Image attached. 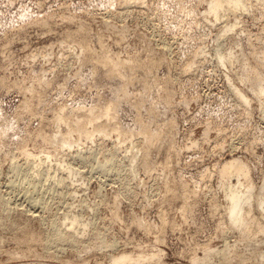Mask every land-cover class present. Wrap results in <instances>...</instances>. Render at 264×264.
Returning a JSON list of instances; mask_svg holds the SVG:
<instances>
[{"label": "rangeland", "instance_id": "rangeland-1", "mask_svg": "<svg viewBox=\"0 0 264 264\" xmlns=\"http://www.w3.org/2000/svg\"><path fill=\"white\" fill-rule=\"evenodd\" d=\"M208 2L0 0V216L9 209L0 217V264H107L122 252L155 256L143 264H264L256 198L249 233L241 234L228 219L218 173L230 158L242 160L258 194L264 97L255 90L264 88V0H244L243 9L226 7L217 18L207 14ZM106 51L119 76L100 64L111 63ZM110 103L115 118L100 117ZM61 115L67 123L58 122ZM77 123L112 133L97 132L93 141L73 131L72 148H60ZM50 135L55 146L44 141ZM98 156L114 158L101 171ZM7 218L17 226L8 228ZM55 229L74 233L78 245L54 241Z\"/></svg>", "mask_w": 264, "mask_h": 264}, {"label": "bare ground", "instance_id": "bare-ground-1", "mask_svg": "<svg viewBox=\"0 0 264 264\" xmlns=\"http://www.w3.org/2000/svg\"><path fill=\"white\" fill-rule=\"evenodd\" d=\"M131 1H134V0H131ZM136 2V1H135ZM137 2H138V0H137ZM226 7H228V8H230V10L232 9V10H234V11H236V10H238V9H243L244 7H245V3H244V0H209V2H208V7H207V14H210V15H212V16H214V18H217L218 17V15H219V13H220V11L221 10H225L226 9ZM231 10V11H232ZM228 26V25H227ZM234 27H236L235 26V24H233V25H231V26H229L228 28H225L224 30H223V32H227V31H230L232 28H234ZM80 39H82V38H80ZM76 40V39H75ZM74 40V41H75ZM85 41V40H84ZM77 42V41H76ZM78 42H80V40H78ZM73 43H75V42H72V44ZM83 43V42H82ZM86 43V42H85ZM101 43V42H100ZM77 44V43H76ZM102 44V43H101ZM74 45V44H73ZM77 45H79V43L77 44ZM83 46V44H80V46ZM87 45H89V43L87 44ZM84 46H85V44H84ZM101 46V45H100ZM79 47V46H78ZM89 47V46H88ZM73 48V47H72ZM84 48V47H83ZM82 48V49H83ZM99 48H101V47H99ZM98 48V50H100ZM102 48H103V46H102ZM87 49H89V48H87ZM96 49V48H95ZM83 50H85V49H83ZM90 50H92V48L90 49ZM97 50V51H98ZM81 51V50H80ZM94 51V50H93ZM96 51V50H95ZM96 51V52H97ZM105 51V50H104ZM104 51H102V52H104ZM84 52V51H83ZM83 52H81V54L83 53ZM86 52H88L87 50H86ZM85 52V53H86ZM101 52V53H102ZM89 53H90V51H89ZM91 53H92V51H91ZM95 53V52H94ZM100 53V51H99V53H97V54H101ZM61 54H64V53H61ZM67 54V56H69V54L68 53H65V55ZM103 54V53H102ZM108 54L109 53H107V51H106V55H105V53H104V57H108ZM46 55H47V53H46ZM65 55H63V56H65ZM71 55V54H70ZM84 55H87V53L86 54H84L83 53V57H84ZM93 56L95 55L96 56V53L95 54H92ZM110 55V54H109ZM66 56V57H67ZM88 56H89V54H88ZM87 56V57H88ZM92 56V57H93ZM103 56V55H102ZM153 55H151V57H152ZM224 56V55H223ZM70 57V56H69ZM86 57V56H85ZM89 57H91V56H89ZM98 56H96V57H94V58H97ZM116 57H117V55H116ZM61 57H59V59H60ZM63 58H65V57H63ZM62 58V59H63ZM101 58V57H100ZM109 59H110V56L108 57ZM112 58V57H111ZM118 58V57H117ZM154 58V57H153ZM226 57H220V59L224 62V60L225 61H227L226 59H225ZM70 59H71V57H70ZM81 59V58H80ZM98 59V58H97ZM113 59V58H112ZM119 59H121L120 57H119ZM151 59V58H150ZM68 59H66L65 61H67ZM82 60H83V58H82ZM82 60H81V62H82ZM86 60V59H85ZM89 60V59H88ZM103 60V61H102ZM102 62L103 63H100V64H104V63H108L109 64V70H110V73L111 72H114V74H115V70H117L116 69V65H118V62L116 61V62H114L113 60H111L110 59V61H111V63H109V61L106 59V58H102ZM115 60H117V59H115ZM153 60V59H152ZM151 60V61H152ZM157 60V59H156ZM60 61V60H59ZM63 61H64V59H63ZM70 60H68V62H69ZM84 61V60H83ZM91 61H92V63H93V61H96V59L94 60H92L91 59ZM123 61H125V60H123ZM123 61H120V62H122V63H124ZM155 61V60H154ZM85 62V61H84ZM98 62V60L96 61V63ZM133 62H135V61H133ZM137 62V61H136ZM156 62V61H155ZM155 62H153V63H155ZM160 62V63H159ZM158 62V64H161V61H159ZM64 63V62H63ZM88 63V62H87ZM98 63V64H99ZM126 63H128V61L126 62ZM138 63V65L139 64H143V63H140V62H137ZM137 63H135V64H137ZM149 63V62H148ZM152 63V62H151ZM94 64V63H93ZM129 65L131 64V63H128ZM156 64V63H155ZM63 65V64H62ZM123 65V64H122ZM132 65V64H131ZM130 65V66H131ZM157 65V64H156ZM91 66H92V64H91ZM106 66V64L105 65H103V67H105ZM124 66H126V64H124ZM134 66V65H133ZM132 66V67H133ZM93 67H96L95 66V64H94V66ZM122 67V66H121ZM120 67V68H121ZM129 67V66H128ZM132 67H131V69H132ZM139 67H141V66H139ZM92 68V67H91ZM106 68V67H105ZM123 68V67H122ZM130 68V67H129ZM137 68V67H136ZM135 67H134V69H136ZM190 68V67H189ZM107 69V68H106ZM105 69V70H106ZM118 69H119V67H118ZM138 69V68H137ZM93 70V69H92ZM108 70V69H107ZM106 70V71H107ZM121 70V69H120ZM120 70H119V74L117 73V74H115L116 76L118 75H120ZM108 72V71H107ZM43 73V72H42ZM111 75H113V74H111ZM114 76V75H113ZM36 77V76H35ZM34 77V78H35ZM39 77L40 76H38L37 78H38V80H40L41 81V79H39ZM33 78V79H34ZM36 79V78H35ZM32 80V79H31ZM38 80L36 81V82H38ZM40 81L38 82L39 84H40ZM31 82H33V81H31ZM38 84V86L37 87H39L40 85ZM124 87V86H123ZM40 88V87H39ZM35 90H36V88H35ZM39 90V89H38ZM124 90V89H123ZM122 90V91H123ZM39 92V91H38ZM237 92L240 94V97L241 98H243L244 99V101L246 102V103H248L249 104V99L246 97V95L245 94H243V93H241V91H239V90H237ZM255 92L258 94V95H261V96H263L264 97V88L263 87H261V88H258V89H256L255 90ZM38 94V93H37ZM40 94V93H39ZM38 94V95H39ZM113 104V103H112ZM111 103L108 105L107 104V107H105V109L103 110V112H102V115L100 116V117H102V116H107V117H109V116H113L114 117V114L112 115L111 113H110V111H111V106L110 105H112ZM113 106V105H112ZM25 107H26V105H25ZM29 108V107H28ZM27 108V109H28ZM91 109H92V107H90ZM88 109V108H87ZM93 109H94V107H93ZM101 109V108H100ZM80 110V109H79ZM84 111H85V109H83ZM82 110V111H83ZM102 110V109H101ZM115 110V109H114ZM59 112L61 111V110H58ZM88 111H89V109H88ZM57 112V111H56ZM81 112V111H80ZM97 112V111H96ZM96 112H95V114L93 113V112H90V113H93L94 114V116L96 115ZM114 112V111H113ZM31 113V112H30ZM62 112H60V114H61ZM79 113V112H78ZM77 113V114H78ZM81 113H84V112H81ZM89 113V112H88ZM34 114V113H33ZM85 114H86V112H85ZM74 115V114H73ZM83 115V114H82ZM86 115H88V114H86ZM91 115V114H90ZM57 116H59V114H56V116L55 117H57ZM67 116L68 115H66V117H64L63 116V118H65L66 120H67ZM79 116V115H78ZM77 116V117H78ZM93 116V117H94ZM116 116V115H115ZM80 117V116H79ZM82 117V116H81ZM93 117H91V119L90 120H88V118H89V116H88V118H87V121H89L91 124H93V122L92 121H95V119L96 118H93ZM99 117V116H98ZM113 117L111 118V120L113 119ZM62 118V115L60 116V118H57V119H59L58 120V122H62V123H65L66 122V120H64ZM70 118V117H69ZM75 118V117H74ZM104 118V117H103ZM115 118V117H114ZM54 119V118H53ZM57 119H56V121H57ZM78 119H81V118H76V121H79ZM99 119V118H98ZM100 119H102V118H100ZM74 120V119H73ZM85 120V119H84ZM97 120V119H96ZM105 120L107 121V118L105 117ZM110 120V121H111ZM69 121V120H68ZM54 122H55V120H54ZM70 122V121H69ZM81 122H82V120H81ZM97 122H98V120H97ZM103 121H101V123H102ZM116 122V121H115ZM61 123V124H62ZM67 123V122H66ZM74 123H76V122H74ZM84 123V122H83ZM89 123V124H90ZM108 123H109V120H108ZM118 123V122H117ZM54 124V123H53ZM59 124V123H58ZM68 124H70V123H68ZM78 124V123H77ZM76 124V126H78L77 128H73V129H71V130H68L67 132H66V134L63 136L62 135V139L60 140V142H57V143H60V148L61 147H71L72 148V140L70 139V134H71V132L73 133V131L75 132H77L78 134V137L79 136H81V138H82V136H84L85 138H87V139H92L93 141H94V139L96 138L95 136H96V133L97 132H99L100 134L102 133V134H106V135H108V137L111 135V133H110V135L109 134H107V132H106V129H103L104 127H102V129L100 128H98V130H96L97 129V127L96 128H93L92 130H87L83 125H77ZM82 124V123H81ZM85 124V123H84ZM99 124V123H98ZM110 124V123H109ZM111 124H112V122H111ZM104 125H105V122H104ZM115 125V124H114ZM113 125V126H114ZM118 124H116V126H117ZM66 126H67V124H66ZM86 126H87V123H86ZM99 126H100V124H99ZM102 126V125H101ZM108 126H110V125H108ZM112 126V125H111ZM58 127V126H57ZM56 126H55V128H57ZM144 127V126H143ZM118 129H119V127H117ZM117 128H115V130H117ZM147 128V127H146ZM58 129H59V127H58ZM61 129V128H60ZM66 129H67V127H66ZM109 129H111V128H109ZM113 129V128H112ZM111 129V130H112ZM63 130V129H62ZM115 130H112V131H115ZM144 130H145V128H144ZM148 130V129H147ZM146 130V131H147ZM59 131V130H58ZM57 131V132H58ZM108 131V130H107ZM139 131H140V129H139ZM119 134L121 135V133H120V129H119ZM142 132H144V131H142ZM56 133V132H55ZM59 133H61V132H59ZM123 133V132H122ZM140 133V132H139ZM146 133V132H145ZM147 133L149 134V131H147ZM38 134H41V133H39L38 132ZM37 134V135H38ZM53 134V133H52ZM51 134V135H52ZM58 134V133H57ZM61 134H63V132L61 133ZM60 134V135H61ZM118 134V133H117ZM141 134H144V133H141ZM148 134H146L147 136H148ZM42 135V134H41ZM44 135V134H43ZM51 135H50V137L48 138V136L46 137H44V136H42V137H44L45 139H44V141L46 142H49V143H55V145H56V142H55V140L56 139H54L53 138V136L51 137ZM56 135V134H55ZM54 135V136H55ZM59 135V134H58ZM60 135L58 136V137H60ZM76 135V136H77ZM126 135V132H125V134H124V136ZM151 135H152V133H151ZM104 136V135H103ZM118 137H120L119 135H117ZM127 136V135H126ZM153 136V135H152ZM155 137L157 136V135H154ZM38 137V139H39V135L37 136ZM36 137V138H37ZM41 137V136H40ZM97 137H98V135H97ZM104 137H106V136H104ZM146 137V136H145ZM80 138V139H81ZM94 138V139H93ZM117 138V137H116ZM121 138V137H120ZM125 137H123V135H122V139H124ZM147 138H153V137H147ZM83 139V138H82ZM97 139V138H96ZM127 139V138H126ZM78 140V138L76 139V141ZM86 140V139H85ZM119 139L117 138V141H118ZM43 141V140H42ZM57 141H58V139H57ZM74 141V140H73ZM120 141H121V139H120ZM90 142V141H89ZM92 142V141H91ZM44 144V143H43ZM45 144H47V143H45ZM53 145V144H52ZM55 145H53V146H55ZM58 145V144H57ZM58 146V147H59ZM24 147V146H23ZM26 147H28L27 146V144H26ZM58 147L56 146V149H54V150H57L58 149ZM116 147V146H115ZM28 148H30V147H28ZM26 149V148H25ZM25 149H23L24 151H25ZM44 149V148H43ZM43 149L41 150V151H43ZM47 149V148H46ZM53 149V148H52ZM64 149V148H63ZM66 149V148H65ZM68 149V148H67ZM118 149V148H117ZM21 150H22V148H21ZM27 151V150H26ZM25 151V153H27V156H29V157H35V156H33V154L30 152L29 153V150L26 152ZM40 151V152H41ZM44 151H46L45 149H44ZM48 152H45V158L46 159H51V156H54L52 153H49V150H47ZM80 151V150H79ZM90 151V150H89ZM91 151H93L92 149H91ZM117 151V150H116ZM23 152V151H22ZM78 152V151H77ZM82 152H85V151H82ZM101 152V151H100ZM99 152V154H101ZM114 152V151H113ZM42 153V152H41ZM81 153V152H80ZM79 153V154H80ZM86 153H88V151L86 152ZM103 153V152H102ZM115 153H117V152H115ZM52 154V155H51ZM78 154V155H79ZM85 154V153H84ZM98 154V153H97ZM98 154V155H99ZM105 154V153H104ZM112 154V153H111ZM76 155V154H75ZM81 155H83V153L81 154ZM87 155V154H86ZM89 155V154H88ZM113 155V154H112ZM116 155V154H115ZM39 156V155H38ZM38 156H36V157H38ZM97 156V155H96ZM40 157V156H39ZM74 157H77V155L76 156H74ZM85 157L86 156H84V159H85ZM92 157V156H91ZM99 157V156H98ZM102 157V156H101ZM41 158V157H40ZM44 158V159H45ZM81 158V157H80ZM100 158V157H99ZM99 158H98V160H99ZM104 158V157H103ZM113 158L114 157H109L108 156V158L106 157V158H104L103 160H102V158H100L101 159V161L99 160V163H97L98 165H97V168L99 169V170H104L105 169V167H106V165H108L109 163H111V161L113 160ZM37 159V158H36ZM45 159V160H46ZM54 159V158H53ZM91 159V158H90ZM34 160V159H33ZM44 160V161H45ZM89 160V159H88ZM97 160V161H98ZM41 161V160H40ZM39 161V162H40ZM48 161V160H47ZM90 161V160H89ZM54 162V161H53ZM56 162H57V160H56ZM65 164V163H64ZM64 164H62V166L64 165ZM65 165H68V163H66ZM96 168V167H95ZM69 169V173L70 174H72V176H75V174H77V172L75 171V174H73L72 172H71V170H70V168H68ZM74 170V169H73ZM94 170V169H93ZM219 172V185L222 187V186H224V185H226V187H227V193L225 194V196H226V199H227V204H228V207H227V210H228V219H229V221H230V223L232 224V226L234 227V228H236V229H239V231L241 232V234H248L249 233V222L251 221L250 220V218H252V206H253V197H255L256 198V200H255V205L257 206V208H259L261 211H262V213H263V216H264V175H263V178H262V181H261V185H260V187H259V191H258V194H256L255 195V192H254V186H253V184L250 182V180L251 179H249L250 177H249V174H250V171H249V168L247 167V165L242 161V160H240V159H236V158H230L229 160H227L226 162H224L223 163V165L221 166V168L218 170ZM67 172H68V170H67ZM92 172V171H91ZM94 172V171H93ZM90 173V172H89ZM232 177H234V178H236V183H232L231 182V178ZM34 188V187H33ZM35 189H36V187H35ZM34 189V190H35ZM255 189H256V187H255ZM25 196V195H24ZM3 197V196H2ZM1 197V198H2ZM28 198V197H27ZM3 199V198H2ZM29 199H31V200H33L30 196H29ZM36 200H38V199H36ZM26 201H29V200H27L26 199ZM26 201H25V203H26ZM40 201H42V200H40ZM0 202L2 203V200L0 199ZM8 202V201H7ZM9 202H12L11 200L9 201ZM16 202V201H15ZM44 202V201H43ZM27 203H30V202H27ZM26 203V204H27ZM40 203V202H39ZM39 203H36V201H31V203H30V205H31V208H33L34 207V209H36V206H38V204ZM11 203H9V205H10ZM15 204V203H14ZM21 204V203H20ZM42 204V203H41ZM3 205H4V203H3ZM40 205V204H39ZM20 207H24L23 205L21 206V205H19ZM42 206V205H41ZM69 206H71V205H69ZM69 206H67V207H69ZM75 206V205H74ZM10 207V209H11V207H12V205H10V206H8V208ZM19 207V208H20ZM42 207H44V206H42ZM65 207V206H64ZM15 208H16V204H15ZM26 208V207H25ZM46 208V207H45ZM3 209V208H2ZM27 209H28V207H27ZM39 209V208H38ZM6 210V209H5ZM4 210V211H5ZM9 210V209H8ZM8 210H7V213H8ZM39 210H41V209H39ZM46 210V209H45ZM43 211V210H42ZM3 212V211H2ZM19 212V211H18ZM28 212H31V211H29V209H28V211H27V213ZM39 212V211H38ZM5 213V212H4ZM6 213V214H7ZM23 213V212H22ZM32 213V212H31ZM42 213V212H41ZM44 213V212H43ZM6 214H4V215H6ZM24 214V213H23ZM33 215L35 214V212L34 213H32ZM38 214H40V213H38ZM3 215V214H2ZM3 215V217H5ZM20 215H22V214H20ZM32 215V216H33ZM7 216H8V214H7ZM31 216V215H30ZM29 216V217H30ZM38 216V215H37ZM41 216H42V214H41ZM1 217V216H0ZM3 217H1L2 219H4ZM9 217V216H8ZM21 218V217H20ZM26 218H28V217H26ZM33 218V217H32ZM35 218H36V216H35ZM34 218V219H35ZM39 218V217H38ZM41 218V217H40ZM30 220H31V217H30ZM37 220V219H36ZM250 220V221H249ZM5 221V225L8 227V228H15L16 226H17V221H15L14 219L12 220V219H10V218H7V220H4ZM77 221H78V218H77V216L76 215H74V216H72V217H70L69 219H68V222L65 224L66 226H68L70 229H75V224L77 223ZM251 223V222H250ZM259 224V223H258ZM258 227H257V233H264V226L263 225H257ZM21 227V226H20ZM83 227H84V230H85V227H86V224H84L83 225ZM19 229H21V228H19L18 227V231H19ZM23 229V228H22ZM21 229V230H22ZM56 230V229H55ZM61 230V229H60ZM60 230H56L55 231V233L53 232V231H51L52 232V234H54V235H52L53 236V240L55 241V240H58L57 242H59V240H60V242H61V240L63 241V239L64 240H67L68 242H71V244H72V242L74 243H76V245H78L77 243H78V238H77V240H76V238L74 237L75 235H74V233L73 234H70V233H72V232H70V233H66V231H60ZM63 230V229H62ZM65 230V229H64ZM18 231H16V232H18ZM23 231V230H22ZM22 231L20 232V233H22ZM69 231V230H68ZM67 231V232H68ZM36 233V232H35ZM37 234V233H36ZM25 235V234H24ZM35 235V234H34ZM28 236V235H27ZM95 236H99V235H96L95 234ZM94 236V237H95ZM33 237V236H32ZM34 239H35V237H33ZM98 240H99V237H96ZM100 238H102L101 236H100ZM30 240H31V237L29 238ZM103 240V239H102ZM67 241H64V243H66ZM95 242H96V240H94ZM100 241V240H99ZM43 243L44 242H46V241H42ZM90 242V241H89ZM92 242V241H91ZM91 242H90V244H91ZM103 242V241H102ZM101 242V243H102ZM48 243H50V242H48ZM74 243V244H75ZM97 243V242H96ZM98 243H100V242H98ZM98 243H97V246H98ZM41 244V243H40ZM51 245L53 244V243H50ZM69 245H70V243H68ZM92 244H93V242H92ZM104 244V243H103ZM42 245V244H41ZM51 245H50V250L52 249L51 248ZM94 245V244H93ZM100 245V244H99ZM227 245V244H226ZM229 245V244H228ZM43 246L45 247H47V244L46 245H44L43 244ZM55 246H58V245H55ZM72 246V245H71ZM75 246V245H74ZM85 246V245H84ZM41 247V246H40ZM43 247V248H44ZM54 247V246H53ZM59 247V246H58ZM81 247V246H80ZM83 247V246H82ZM95 247V246H94ZM98 247H101V246H98ZM97 247V248H98ZM226 247V246H225ZM48 248H49V246H48ZM47 248V249H48ZM88 248V246L85 248V247H83V249H87ZM91 248H93V247H91ZM230 248V247H229ZM45 249V248H44ZM43 249V250H44ZM46 249V250H47ZM80 249V248H79ZM227 249H228V247L227 248H225V250L224 251H227ZM48 251V250H47ZM54 251H55V247H54ZM86 251V250H85ZM137 251V250H136ZM79 252H80V250H79ZM142 252H144V251H142ZM48 253H49V251H48ZM129 253V254H128ZM127 254L125 253V252H122V254H117L116 256H112L111 255V258H110V261H109V263H107V264H143V263H145V262H148V261H152L151 259H153L155 256L154 255H152L151 256V254H149L150 255V257H148V256H146V255H138V253H137V255H134L133 253L132 254H130V252H128ZM135 253V252H134ZM140 253H141V251H140ZM146 253H148V252H146ZM136 254V253H135ZM143 254V253H142ZM155 255H158V254H156V253H154ZM209 254V253H208ZM207 254V255H208ZM148 257V258H147ZM227 257V256H226ZM225 257V258H226ZM262 257H263V255H262ZM205 258V256L203 257V259ZM225 258H224V256H223V259L225 260ZM148 259H150V260H148ZM155 259H158L157 257L155 258ZM145 260H148V261H145ZM200 260V259H199ZM145 261V262H144ZM101 264V263H100Z\"/></svg>", "mask_w": 264, "mask_h": 264}]
</instances>
